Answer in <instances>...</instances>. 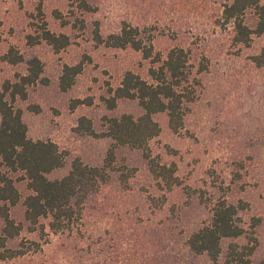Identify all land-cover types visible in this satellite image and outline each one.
Instances as JSON below:
<instances>
[{
  "label": "rangeland",
  "instance_id": "obj_1",
  "mask_svg": "<svg viewBox=\"0 0 264 264\" xmlns=\"http://www.w3.org/2000/svg\"><path fill=\"white\" fill-rule=\"evenodd\" d=\"M86 1L91 10H84L77 0H0V93L7 80L15 81L26 72L24 64L4 61L11 47L26 57L41 59L42 80L28 88L27 99L18 100L17 106L23 110L28 136L35 141L56 143L67 157L66 166L50 178L66 175L77 158L91 166L104 165L113 141L78 132L80 118L86 117L94 131L102 134L107 131L109 119L124 114L142 115L137 101L121 99L111 109L105 100L112 97L127 72L152 82L150 69L160 66L156 57L165 60L172 49L183 48L190 54L192 74L187 85L191 97L184 108L182 129L173 132L167 113L156 114L153 118L161 132L149 142L156 162L176 165L182 186L167 190L151 174L143 151L120 147L116 150L113 166L117 170L111 174V181L86 206L82 228L85 236L97 238L107 231H125L124 252L119 258H112L114 264L133 262L129 261L134 256L132 239L136 237L135 230L138 228L140 233L145 226L160 232L170 229L173 233L167 248L154 249L158 257H174L171 251L176 254L178 250L181 255L186 254L180 232L207 220L209 209L204 202L218 197L221 191L232 200L242 199L249 204L248 211L242 213L244 223L258 238L254 261H263L264 65L257 66L253 57L264 54V33L254 36L249 46L237 44L232 24H224L223 20L224 4L229 0ZM260 2L264 6V0ZM40 10L51 32L69 36V46L57 52L43 41L28 43L29 35L37 36L41 31ZM245 18L249 26H256L253 11H248ZM124 23L137 27L145 41L151 39V58L145 59L141 51L131 47L117 49L96 40L97 31L106 39L119 32ZM79 64L82 72L74 85L62 91L64 67ZM77 101L81 104L76 105ZM258 152L262 154L259 156ZM121 169L130 176L127 188L121 184ZM1 170L4 171L2 167ZM16 186L23 201L30 193L27 183L17 181ZM189 192H195L193 198L188 197ZM22 203L10 208V216L23 226L20 236L8 242L13 249L20 243L39 241L37 234L29 230ZM253 217L261 219L258 227L251 228ZM3 228L0 215V235ZM90 240L83 237L78 242L74 238L81 249ZM52 241L60 242L58 238ZM228 243L224 242V248ZM145 248L149 251L150 244ZM199 262L207 263L204 258ZM0 264L80 263L47 245L42 253Z\"/></svg>",
  "mask_w": 264,
  "mask_h": 264
},
{
  "label": "trees",
  "instance_id": "obj_2",
  "mask_svg": "<svg viewBox=\"0 0 264 264\" xmlns=\"http://www.w3.org/2000/svg\"><path fill=\"white\" fill-rule=\"evenodd\" d=\"M77 1L84 10L92 9L86 0ZM248 11H253L257 16L254 28L246 23ZM39 14L42 27L38 26V29L41 31L37 36L29 35L28 43L35 45L43 41L57 52L69 46V36L51 32L41 10ZM223 20L224 24H232L234 41L249 46L254 36L264 33V6L260 0H229V3L224 4ZM96 40L117 49L131 47L141 51L145 59L153 56L151 39L145 41L140 30L127 23L122 25L119 32L108 35L106 39L97 31ZM3 59L10 65L24 64L26 72L15 81L7 80L0 93V167L4 169L0 171V215L4 221L0 235V262L23 258L30 253H42L49 245L59 252L75 257L80 264H114L112 258L117 259L124 252L126 233L107 231L102 234L105 237L85 236L82 228L86 206L111 181V174L117 170L113 166L116 150L120 147L143 151L151 174L167 190L182 186L176 165L168 166L156 162L151 157L149 142L161 132L160 125L153 118L156 114L167 113L169 126L175 133L184 125V108L191 97V93L187 92L192 74L189 68V52L183 48H174L165 60L156 57L155 62L160 66L150 69L152 82L127 72L121 85L113 91L112 97L105 100L111 109L121 99L137 101L143 111L142 115L134 117L124 114L120 118L109 119L107 131L102 134L94 131L92 122L86 117L80 118L78 132L110 138L113 144L103 166H91L77 158L71 163L66 175L54 179L50 175L66 166V155L52 141L31 139L23 110L17 106L18 100L27 99L28 88L42 80L44 64L39 57H26L15 47H11ZM253 60L257 66H263L264 54L253 57ZM81 72L82 64L66 65L60 78L61 90L68 91ZM77 104L81 102L77 101ZM261 154L258 152L259 156ZM121 170V184L127 188L130 176ZM13 175L18 178L15 180ZM17 181H25L30 191L23 201L16 186ZM220 192L218 197H210L204 202L209 209L208 219L180 232L183 233L180 236L186 254L181 255V250H178L176 254L171 251L174 257H158L154 249L167 248L173 233L170 229L168 232H160L159 229L145 226L141 227L140 233L136 231L138 228L135 230L136 237L132 239L134 256H130L132 259L129 261L137 264H202L199 260L204 258L207 261L204 264H264V260L260 263L254 261L259 246L258 238L254 232H249L244 223L242 213L248 211L249 204L242 199L232 200L229 195ZM194 195L195 192L188 193L189 198ZM203 197L201 194V200ZM21 202L29 230L37 234L39 241H30L29 245L20 243L13 249L8 246V242L20 236L23 226L10 216V208ZM260 222L259 217H253L251 228L258 227ZM82 236L87 241L91 239V242L85 243V249L79 248L74 242V238L82 242ZM54 238H58L60 242L53 243ZM242 239L246 242H238ZM227 240L229 243L224 248ZM148 244L153 252L151 248L149 251L145 248Z\"/></svg>",
  "mask_w": 264,
  "mask_h": 264
}]
</instances>
